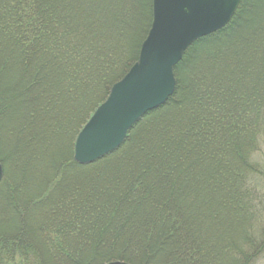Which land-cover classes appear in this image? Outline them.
Masks as SVG:
<instances>
[{"label": "trees", "instance_id": "1", "mask_svg": "<svg viewBox=\"0 0 264 264\" xmlns=\"http://www.w3.org/2000/svg\"><path fill=\"white\" fill-rule=\"evenodd\" d=\"M151 1L0 0V143L12 140L0 163L27 161L15 185L0 182V211L13 212L0 214V264L252 262L238 244L264 131V0H240L187 49L171 97L119 148L73 161L77 133L137 59ZM35 172L37 197L23 189Z\"/></svg>", "mask_w": 264, "mask_h": 264}, {"label": "water", "instance_id": "2", "mask_svg": "<svg viewBox=\"0 0 264 264\" xmlns=\"http://www.w3.org/2000/svg\"><path fill=\"white\" fill-rule=\"evenodd\" d=\"M240 0H152V21L136 61L78 132L73 159L91 164L115 151L147 112L174 92L173 68L199 38L224 27ZM3 169L0 164V180ZM106 264H128L111 261Z\"/></svg>", "mask_w": 264, "mask_h": 264}, {"label": "rangeland", "instance_id": "3", "mask_svg": "<svg viewBox=\"0 0 264 264\" xmlns=\"http://www.w3.org/2000/svg\"><path fill=\"white\" fill-rule=\"evenodd\" d=\"M239 17L241 18V16L238 15L237 18H239ZM151 21H152V1H151ZM237 23H238V19H237V22L235 24H237ZM150 26H151V22H150ZM150 26H149L148 30L150 29ZM146 35H147V33H146ZM184 53H183V55H184ZM182 58H183V56H182ZM263 119H264V116H263ZM16 125H17V123L14 124L13 126L15 127ZM128 132H127V134H128ZM5 133H6L5 131L4 132L2 131V133H1V136L4 135V139H3V142L0 143V153H3L4 151H8L12 145V140L8 137H5ZM253 157H254L253 159H255L257 161V169H256L255 174L252 177H250V182L248 183L247 195L249 196V194H250V201H249L250 205H248L249 206L248 209L246 208V210H245L246 220L244 221V223L241 227L242 228V238L239 240L238 245L240 246V248L245 253H254L255 254V256L252 258V262L250 264H264V248L260 249L259 252L253 250L254 242L255 243L256 242L264 243V131L258 139L256 151L253 153ZM97 161H95V162H97ZM26 162L27 161L25 159H23V160L15 159L12 166H11V163H10V165H6V168H4V170H3V175H2L0 182L4 183L3 182L4 180H5V182L11 181L15 185V182L17 181L18 177L21 175V172L19 171L18 167H19V165L24 164ZM95 162L91 163V165L95 164ZM87 165H90V164H87ZM87 165H85V166H87ZM35 178H34L35 182H34L33 187H32V185H33L32 181L28 180L30 182L27 184V187L25 186L23 189L25 190V188H26L25 191H29V193L31 195L33 194V196L37 197L38 195L36 196L34 194L38 191L40 180L38 179V174H36V172H35ZM95 179H96V177H95ZM8 182H7V185H10V183H8ZM17 194L18 195L20 194V190L17 191ZM16 203L13 202L12 204L16 207V205H17ZM5 209L3 208V211H0V214L7 213L9 218L12 217V215H13V212L11 211L12 208L11 209L7 208V209H9L8 210L9 212ZM22 215H23V213H22ZM243 234H244V236H243ZM246 238L251 239L249 247L246 244V241L249 242V240ZM242 247H244L245 249H243ZM87 253H85V254H87ZM232 253L236 254L235 251H232L231 255H232ZM239 258H241V256H239Z\"/></svg>", "mask_w": 264, "mask_h": 264}, {"label": "bare ground", "instance_id": "4", "mask_svg": "<svg viewBox=\"0 0 264 264\" xmlns=\"http://www.w3.org/2000/svg\"><path fill=\"white\" fill-rule=\"evenodd\" d=\"M236 9H237V8H236ZM235 11H236V10H235ZM235 11H234V13H235ZM234 13H233V15H234ZM233 15H232V16H233ZM231 19H232V17L230 18V20L228 21V23L231 21ZM228 23H227V24H228ZM227 24H226V25H227ZM221 29H223V27H222ZM221 29H220V30H221ZM199 39H200V38H199ZM196 41H197V40H196ZM179 62H180V61H179ZM179 62H178V63H179ZM178 63H177V64H178ZM174 68H175V66H174ZM174 68H173V71H174Z\"/></svg>", "mask_w": 264, "mask_h": 264}]
</instances>
